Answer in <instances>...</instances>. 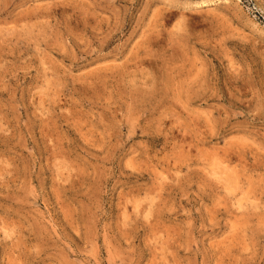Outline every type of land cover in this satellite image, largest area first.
<instances>
[{
	"label": "rangeland",
	"instance_id": "1",
	"mask_svg": "<svg viewBox=\"0 0 264 264\" xmlns=\"http://www.w3.org/2000/svg\"><path fill=\"white\" fill-rule=\"evenodd\" d=\"M0 264H264V0H0Z\"/></svg>",
	"mask_w": 264,
	"mask_h": 264
},
{
	"label": "bare ground",
	"instance_id": "2",
	"mask_svg": "<svg viewBox=\"0 0 264 264\" xmlns=\"http://www.w3.org/2000/svg\"><path fill=\"white\" fill-rule=\"evenodd\" d=\"M206 6V5H205Z\"/></svg>",
	"mask_w": 264,
	"mask_h": 264
}]
</instances>
